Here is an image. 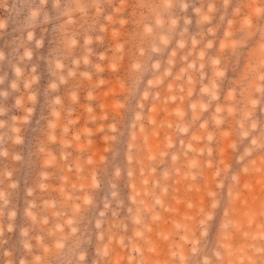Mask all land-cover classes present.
<instances>
[{
	"label": "rangeland",
	"instance_id": "1",
	"mask_svg": "<svg viewBox=\"0 0 264 264\" xmlns=\"http://www.w3.org/2000/svg\"><path fill=\"white\" fill-rule=\"evenodd\" d=\"M0 24V264H264V0Z\"/></svg>",
	"mask_w": 264,
	"mask_h": 264
},
{
	"label": "clouds",
	"instance_id": "2",
	"mask_svg": "<svg viewBox=\"0 0 264 264\" xmlns=\"http://www.w3.org/2000/svg\"><path fill=\"white\" fill-rule=\"evenodd\" d=\"M3 25L2 24H0V27H2ZM29 39L31 40V37H29ZM58 67H59V65H58ZM52 87H55V85H53Z\"/></svg>",
	"mask_w": 264,
	"mask_h": 264
}]
</instances>
